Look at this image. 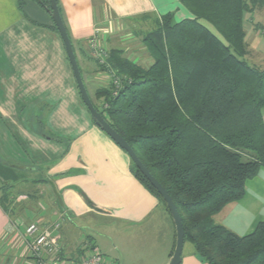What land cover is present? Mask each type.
<instances>
[{
    "label": "crops",
    "instance_id": "0c3cea01",
    "mask_svg": "<svg viewBox=\"0 0 264 264\" xmlns=\"http://www.w3.org/2000/svg\"><path fill=\"white\" fill-rule=\"evenodd\" d=\"M58 6L87 91L99 105L96 93L111 88L112 71L100 67L91 40L106 51L105 63L121 50L148 67L153 61L144 34L138 42L136 20L193 18L179 0H58ZM55 27L35 0H0V264H38L21 240L32 222L41 230L60 224L53 233L64 263L96 249L115 264H169L176 244L172 217L136 178L128 154L95 124ZM246 30L248 57L264 58L262 30L253 41ZM88 218L112 227L109 240L82 232ZM214 219L239 236L264 222V168L246 183L243 199ZM181 264L207 263L185 242Z\"/></svg>",
    "mask_w": 264,
    "mask_h": 264
},
{
    "label": "trees",
    "instance_id": "16d2710c",
    "mask_svg": "<svg viewBox=\"0 0 264 264\" xmlns=\"http://www.w3.org/2000/svg\"><path fill=\"white\" fill-rule=\"evenodd\" d=\"M35 1L50 9V0ZM179 1L193 18L157 20L143 38L148 67L111 51L100 67L120 88L99 89L102 104L92 102L171 196L201 261L264 264V222L239 236L214 219L264 168V70L248 62L246 42L247 16L264 0ZM133 170L170 214L134 163Z\"/></svg>",
    "mask_w": 264,
    "mask_h": 264
},
{
    "label": "water",
    "instance_id": "95a60500",
    "mask_svg": "<svg viewBox=\"0 0 264 264\" xmlns=\"http://www.w3.org/2000/svg\"><path fill=\"white\" fill-rule=\"evenodd\" d=\"M51 6L48 9L49 14L51 15L55 26L63 40L65 45V49L72 67V71L74 77L77 82V87L82 98L83 103L87 107L91 117L93 118L95 124L105 132L121 149H123L132 162L136 165L137 169L142 173V175L151 183V185L159 192V194L165 200V203L168 207L170 215L172 217L173 223L176 229V244L174 248V253L172 255V259L169 264H181L183 250L185 246V234L184 227L182 223L181 216L178 212V209L165 190V188L158 182V180L150 173V171L143 165V163L138 158L137 154L133 150V148L129 145V143L118 133L113 127L109 124V122L105 119V117L95 108L91 97L87 91L86 85L84 83L75 52L73 49V45L71 43L70 37L68 35L65 23L62 19L58 2L57 0H50Z\"/></svg>",
    "mask_w": 264,
    "mask_h": 264
},
{
    "label": "built area",
    "instance_id": "2783aa9c",
    "mask_svg": "<svg viewBox=\"0 0 264 264\" xmlns=\"http://www.w3.org/2000/svg\"><path fill=\"white\" fill-rule=\"evenodd\" d=\"M91 47L96 50L100 64H105L106 51L100 48L95 40H91ZM111 78L116 94L120 88V80L113 72ZM59 228L60 224H55L53 230H41L38 222H32L21 235L23 246L38 264H115L96 249L87 252L77 261L61 262L59 237L53 233Z\"/></svg>",
    "mask_w": 264,
    "mask_h": 264
},
{
    "label": "rangeland",
    "instance_id": "374dc122",
    "mask_svg": "<svg viewBox=\"0 0 264 264\" xmlns=\"http://www.w3.org/2000/svg\"><path fill=\"white\" fill-rule=\"evenodd\" d=\"M247 17L249 21L247 22L248 25L246 26V28H248V31H251L250 37L252 38V41H253V38L257 37L256 33L258 32V29H260V31L262 30L261 37L263 38L262 41H264V9L261 10L260 16L258 17L257 15L256 16L254 15L253 18L250 16H247ZM156 23L157 21L153 23L152 20L147 21V22L146 20L144 21L136 20L134 31L136 32V35H138L137 39L139 43H141L143 34L146 35L149 32L155 30ZM147 28H149L148 31H146ZM252 31H254V33ZM135 42H137V40ZM138 46H141V45L138 44ZM247 60L250 64L258 66L264 70V58L261 53L259 55L253 54L250 57H248ZM84 223H86V227L85 229H82V232L84 234L86 233L87 235L94 236L99 240H104V239L109 240V238L111 237L110 235L113 234L112 232H110L111 231L110 228L112 227L107 226L106 222L98 218H88L86 219Z\"/></svg>",
    "mask_w": 264,
    "mask_h": 264
}]
</instances>
